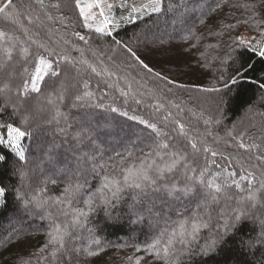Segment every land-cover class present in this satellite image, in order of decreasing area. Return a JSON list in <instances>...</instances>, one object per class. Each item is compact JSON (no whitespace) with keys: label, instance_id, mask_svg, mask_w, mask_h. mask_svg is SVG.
Returning <instances> with one entry per match:
<instances>
[{"label":"trees","instance_id":"obj_1","mask_svg":"<svg viewBox=\"0 0 264 264\" xmlns=\"http://www.w3.org/2000/svg\"><path fill=\"white\" fill-rule=\"evenodd\" d=\"M56 3L61 4L59 9L52 7ZM167 3L169 0H165L166 5ZM244 4H255L256 15L260 20H264V0H183L184 6L179 11L143 17L139 20L138 26L123 27L119 36L122 40H128L134 33L147 34L150 40L155 39L156 36H164L168 41L165 45L158 43L149 44L147 47L144 44L140 45L146 61L157 71L177 81L188 85L197 83L207 85L213 82V77L221 71L219 58L226 55L231 40L237 33L258 37L257 31L264 32V28L252 29L250 25L243 23L248 19V13L242 7ZM14 5L23 15L15 17V22L11 14L7 17L0 15V30L7 34L4 40L24 42L27 37L23 30L27 29L33 39L50 42L51 47L73 61L81 59V53L76 51L77 48L81 49L83 58L96 67L101 75L97 76L86 65L76 63L73 68L72 65L62 63L59 67L62 71H67L69 79L74 77L75 86L83 91V84L87 82L88 90L94 93L98 103L112 104L121 110L129 111V115L136 114L158 123L162 130L168 133L167 142L174 145L175 150L186 153L190 167L197 170L207 167L209 171L214 172L218 170L215 165H220L221 168L238 171L249 169L255 171L257 176L264 173V160H256V156L264 151V104H261L254 85L245 84L240 90L239 97L233 94V98L223 107L221 123L212 128L213 134L220 139L216 142L206 136L200 139L198 147L209 146L217 151L218 155L212 157L210 153L202 150L193 151L187 139L178 135L174 121L185 124L189 137H197L204 133L203 118L217 114V105L212 99L214 94L202 93L195 88L173 89L169 93L153 76L146 75L138 68L135 71L129 68L122 56L109 59L110 53L107 52L106 45L103 52L100 51L101 45L94 40H90L89 44L85 45L74 35L75 32L85 34L86 29L81 27L70 0H44L43 8L38 0H14ZM193 8L201 10L198 14L186 12L185 23L171 29L170 23L177 20V14ZM48 16L52 19L49 20ZM29 17L31 23L28 21ZM61 17H64L65 23L71 21V26L65 28L59 20ZM228 24L236 27L229 30L225 28ZM189 27L195 35L185 40ZM5 47L8 45L0 41V60L4 57ZM12 53L15 82L18 83L20 76L24 75L23 68L27 65L17 55L15 48L12 49ZM227 74L228 72H225V75ZM254 75L264 77V63L256 65ZM128 84L132 85L131 92L134 95H130L125 102V98L119 94V89L126 88ZM137 99L142 103L136 104ZM40 103H44L43 98ZM158 104L162 105L159 110L156 108ZM174 104H179L180 108L174 107ZM60 108L65 113V119L59 124H43L40 128L41 135L36 141L28 142L33 153L32 158L43 157L44 161L43 171L37 172L32 181L33 187L37 190L50 176L63 177L67 174L71 179L72 174L75 173L80 182L84 183L85 177H80L76 170L90 167L92 161L89 160L86 164L83 157L85 153L90 156L95 146L90 145L88 141L77 143L72 136L77 123L85 116L95 128L96 143L100 145L101 152L97 153L96 160L99 163H106L108 167L104 169L97 167L95 172L86 176L87 184L83 189L84 192L99 188L104 175L119 174L120 167L139 163L145 158V153L152 145L154 133L150 130L141 131L143 126L127 121L118 113H112L106 108H72L67 101L60 104ZM169 111L173 113L172 117L163 121V117ZM45 116L47 112L41 113L38 119L42 121ZM233 127L235 132L243 133L247 144L256 143L260 148L250 152L240 149L238 142H233L226 136L227 130ZM160 139L165 138L160 137ZM118 152L121 155L118 156ZM129 152L132 153L130 159ZM121 160L124 164H118ZM13 167L10 162L0 168V181L8 186L7 203L0 206V264H136L137 260L139 264H164L163 260L148 255L142 250L159 234L150 230L149 224L163 226L165 232H168L177 227L179 220L190 216L195 209V201L190 198L177 199L173 203L171 202L173 199L163 197L162 192L153 193L149 190L148 195L140 202L141 198H136L133 191H126L123 198L115 202L114 206L97 205L88 216L84 228L72 227L69 251L63 255L58 254L53 259L48 245V233L52 221L69 222L74 209L83 205L76 200L73 201L72 208H65L64 212L51 208L49 209L53 213L51 217L47 214L42 217L39 210L29 212L14 197L13 189L18 188L19 183L17 177L12 174ZM66 183L67 180L63 178L57 179L54 184L48 183L45 196L60 195ZM228 195L239 199L235 189L229 190ZM154 202H157L156 205ZM233 202L225 198L218 206L231 205ZM172 203L177 209L174 213L166 210L167 207L172 206ZM187 204L188 208L182 210ZM134 206L142 212L139 219L134 214ZM261 211L264 209L255 210V214L244 219L234 234L227 236L214 251L207 254L202 253L200 248L213 238L214 233L210 229L202 230L198 243L192 245L191 253L180 257L179 264H264V244L259 243ZM55 214L60 220L55 219ZM30 216L35 220L30 222L27 218ZM12 220L13 222L10 223ZM133 221L137 222V226L131 224ZM95 239L100 240L103 245L97 250L96 255L89 256L83 251H71L73 248L85 249L90 246L95 250L96 246L93 244ZM249 240L257 242L255 247L241 244V241ZM138 248L141 251H137Z\"/></svg>","mask_w":264,"mask_h":264},{"label":"snow or ice","instance_id":"obj_2","mask_svg":"<svg viewBox=\"0 0 264 264\" xmlns=\"http://www.w3.org/2000/svg\"><path fill=\"white\" fill-rule=\"evenodd\" d=\"M70 2L81 27L86 29L85 34L75 32L74 35L85 45H88L90 40H94L95 43L101 45V52L105 51L104 46L106 45L107 52L110 53L109 59L118 55L122 56L129 68L134 71L138 68L146 75L153 76L169 93L173 89L195 88L196 91L202 93L214 94L212 99L217 105V114L215 116L210 114L203 118L204 133L197 137H189L185 124L181 121H174L178 135L187 139L193 151L202 150L210 153L212 157L218 155L217 151L211 147L200 148L198 144L205 136L211 137L213 142L220 139L213 134L212 128L221 123L220 117L224 114L223 107L233 98V94L239 97L240 90L245 84L255 86L260 102L264 104V77L254 75L256 65L264 63V32L257 31L259 39L255 36L246 37L237 33L232 38L226 55L219 58L221 71L213 77V82L207 85L200 83L188 85L157 71L152 64L146 61L140 50L141 44L145 47L155 43L167 44L168 41L164 36H156L152 40L147 34L134 33L133 37L128 40H122L119 36L123 27L138 26L139 20L143 17L160 15L168 11H179L184 6L183 0H169L167 5L165 0H147L146 3L140 5L130 3L129 0H70ZM38 3L42 8L45 6L44 0H38ZM52 7L59 9L61 4L56 3ZM242 7L248 13V19L244 20V24L250 25L252 29L264 28V20H260L256 15L257 6L255 4H244ZM10 14L13 22H15V17L23 15L16 9L14 0H0V15L7 17ZM48 19L51 20L52 17L48 16ZM59 20L65 28L71 26V21L64 22V17ZM28 21L32 22L30 17ZM181 22H185L183 17H181ZM234 27L236 26L232 24L225 25V28L229 30ZM23 31L27 40L13 42L11 39L4 40L7 34L0 30V41L8 45L4 48L3 59L0 60V168L10 162L14 165L12 174L17 177L19 183V187L13 189L14 197L26 210H39L42 217L45 214L51 217L53 215L49 211L51 208L64 212L65 208H72L73 201L79 200L82 203L83 207L74 209L69 222L52 221L51 230L48 233V245L53 259L58 254L63 255L69 251L68 244L72 235L70 231L72 227L84 228L88 216L97 205L114 206L115 202L122 199L123 194L129 190L135 193L136 198H141L140 202L148 195L149 190L153 193L162 192L163 197L173 200L190 198L195 201V209L190 216L179 220L177 227L171 231L156 235L142 249L148 255L163 260L164 264H179L182 255L191 253L192 245L198 243L200 233L204 229H210L214 236L200 248V251L204 254L214 251L227 236L234 234L244 219L254 215L255 210L264 209V173L257 176L255 171L249 169L238 171L232 168H221L220 165H215L218 170L214 172L209 171L207 167L200 170L190 167L186 153L175 150L174 145L167 142L168 133L163 131L158 123L136 114L129 115V111L121 110L112 104L98 103L94 98V93L88 90L87 82L83 84V91L75 86L74 77L69 79L67 71H62L59 67L62 63L72 65L73 68L76 63L86 65L91 72L97 76L101 75L96 67L83 58L81 49H76L81 53V59L73 61L67 55H61L60 51L51 47L50 42L33 39L27 29ZM187 31L188 36L184 37L185 40L195 35L190 27ZM65 43L69 42L65 41ZM13 48L17 50V55L27 65L23 68L24 75L20 76L18 83L15 82L16 73L12 67ZM225 72L228 74L225 75ZM107 86L111 87V85ZM131 88L132 85L128 84L126 88L119 89V94L125 98V102L130 95H134ZM41 98L44 100L43 104L40 103ZM65 101L72 108H106L112 113H118L127 121L143 126L141 131L150 130L155 135L149 151L145 153V158L139 163L120 167L119 174L104 175L99 188L95 191L84 192L83 189L87 184L86 176L95 172L97 167L100 169L108 167L106 163H99L96 160V155L101 152V149L96 143L94 135L96 130L85 116L77 123L72 136L77 143L88 141L90 145L95 146L90 156L85 153L83 157L86 164L89 160L92 161L90 167L76 170L80 177H85L84 183H81L73 173L71 179L67 174L63 177H47L38 190L34 188L33 177L37 172L43 171L44 161L43 157L32 158L33 153L28 142L36 141L41 135L40 128L43 124H59L65 119V113L60 108V104ZM135 103L139 105L142 101L137 99ZM161 107L162 105H156L157 110ZM174 107L180 108V105L174 104ZM43 112H47V116L41 121L38 117ZM172 115L171 111L167 112L163 121L169 120ZM234 132L233 127L227 130L226 136L233 142H238L240 149L250 152L260 148V145L256 143L247 144L243 133L235 132L234 135ZM160 137L165 139H160ZM117 155L121 154L118 152ZM131 156L132 153L129 152L128 158L130 159ZM256 160H264V151L256 156ZM118 164H124V161L121 160ZM61 178L67 180L62 193L55 197H46L47 184H54L57 179ZM231 189L236 190L239 199L228 195ZM7 198L8 186L0 181V206L7 203ZM225 198L234 202L231 205L225 204L219 207L220 201ZM134 214L139 219L142 212L134 206ZM259 220L261 225L259 243L264 244V211L259 213ZM256 243L252 240L241 241L242 245L248 247H255ZM93 244L96 246L95 250L90 246L85 249L73 248L71 251H83L93 256L97 254L98 249L103 247L98 239H95ZM137 251L141 249L138 248ZM136 264H139V260Z\"/></svg>","mask_w":264,"mask_h":264},{"label":"rangeland","instance_id":"obj_3","mask_svg":"<svg viewBox=\"0 0 264 264\" xmlns=\"http://www.w3.org/2000/svg\"><path fill=\"white\" fill-rule=\"evenodd\" d=\"M129 2L130 3H134V4H136V5H140V4H142V3H146L147 2V0H129ZM199 8H201V7H199ZM199 8H193V9H187V11L185 10V12H183L182 14H177L176 16H177V20H174V21H172L171 23H170V26L172 27H170L171 29H174L175 27H177V26H181V25H183L184 23H182L181 22V17H183V20L184 21H186V15H187V13H199L200 12V10L201 9H199ZM187 12V13H186ZM243 36H246V37H252V36H250V35H247V34H243ZM256 39H259V36L258 37H255ZM171 202H175L174 200H172ZM157 203V202H156ZM156 203L154 202V204L156 205ZM173 203H172V206H170V208L169 207H167V211L168 210H170L169 212H176V207L173 205ZM158 204H159V202H158ZM160 206H161V204H160ZM185 206V205H184ZM188 204H187V206H185L184 208H182V210H185L186 208H188ZM28 212V211H27ZM30 212V211H29ZM56 215V218L55 219H57V220H60L59 218H58V216H57V214H55ZM111 217V216H110ZM28 218V220L31 222V221H34L35 220V218L34 217H32V216H30V217H27ZM50 219L48 218L47 219V221H49ZM110 221H113V220H110ZM115 221V220H114ZM13 222V220L12 221H10V223H12ZM131 224L134 226V225H136L137 226V222L136 221H133V222H131ZM5 228H7V226L5 227ZM148 228L150 229V230H154V231H156V232H158V233H164L165 232V229L163 228V226H161L160 227V225H153V224H149V226H148ZM133 238H135V237H133Z\"/></svg>","mask_w":264,"mask_h":264}]
</instances>
